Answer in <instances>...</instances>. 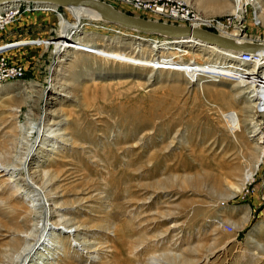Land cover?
<instances>
[{
	"label": "rangeland",
	"instance_id": "374dc122",
	"mask_svg": "<svg viewBox=\"0 0 264 264\" xmlns=\"http://www.w3.org/2000/svg\"><path fill=\"white\" fill-rule=\"evenodd\" d=\"M103 1L159 21L155 4L171 2ZM177 1L205 15L238 13L236 0ZM255 1L261 23L248 6L225 36L264 41V0ZM43 7L24 5L0 32V49L26 67L0 86V264H20L24 236L40 231L45 210L28 178L64 228L29 264H264V110L245 79L258 71L193 42L184 60L236 65L230 80L194 82L187 65L156 69V57L172 53L154 47L157 35L96 20L84 19L66 45L60 16L75 17ZM45 112L54 116L41 127ZM52 119L62 135L44 143Z\"/></svg>",
	"mask_w": 264,
	"mask_h": 264
},
{
	"label": "built area",
	"instance_id": "2783aa9c",
	"mask_svg": "<svg viewBox=\"0 0 264 264\" xmlns=\"http://www.w3.org/2000/svg\"><path fill=\"white\" fill-rule=\"evenodd\" d=\"M245 1L247 2L245 3L244 10H240L238 13L234 14L229 13L218 16L205 15L177 0H171V2H158L155 4L153 11L155 12L156 10L161 9L160 12L155 13L162 18V21L176 25L201 28L225 35L224 31L230 32V28L235 25L236 19L241 18L248 13V6H251L252 8V19L254 23L256 25L261 23L259 18L261 16V6L258 3L254 4L255 0ZM24 5H27L29 9H35L36 7L33 3L28 4L24 1L19 3V5L14 4L8 8L0 6V32L14 17L19 15ZM155 40L158 43H154V47L156 45H160L161 51L172 50L170 55L156 57V60H158V67H156V69L183 71L182 67L187 65V71L184 70V72H186L189 78L194 82L203 79L208 81H222L225 79L230 80L231 74L229 70L236 67L235 64L229 62L197 61L192 59L189 61L184 60L181 56L187 54V48L196 46L190 38H185L183 41H179L177 39H165L163 36L157 35ZM155 50L158 51L157 47ZM225 55H227L229 60L235 59L242 63L245 66L241 65V67H244L243 72L253 68L258 71V76L245 74V79L246 84L252 91V97L256 101L255 104H259L261 106V110H264V53L240 51L237 54L227 53ZM25 73L26 67L24 64L11 61L5 52V49H0V86L8 81L23 79ZM223 116L230 128L229 122L231 121L228 120L226 115L223 114ZM238 130L236 128L231 129L232 132H237Z\"/></svg>",
	"mask_w": 264,
	"mask_h": 264
},
{
	"label": "bare ground",
	"instance_id": "6f19581e",
	"mask_svg": "<svg viewBox=\"0 0 264 264\" xmlns=\"http://www.w3.org/2000/svg\"><path fill=\"white\" fill-rule=\"evenodd\" d=\"M27 2L28 4L29 3H33L34 5H41V6H45L43 8H38V10H42L43 13L45 12L46 14H52V13H56V8H58L59 6L56 5V4H51V3H46V2H35V1H32V0H13V1H9V2H4L2 4H0L1 7L5 8V7H9V6H13L14 4H17L19 5V3H22V2ZM249 1V0H248ZM237 2V6H236V9L235 11L239 12L240 10H244V6H245V3L247 1L245 0H236ZM66 8H68L70 10V12L73 14V16L75 17V22L72 23L70 21H67L65 20L62 16H60V41L63 42L65 41L66 39H68V42L65 43L66 45L70 44L69 43V38L73 35H76V33L81 30L82 28V25H83V20L84 19H88V20H91V21H100V22H105V23H111V24H115V25H118L122 28H125V29H128V30H131V31H135V32H139V33H142V34H153V35H160V36H163V37H166L168 39H177L179 41H183L185 38L188 39H192L193 42H198V43H201V44H205L207 46H210V47H214V48H217L219 50H222V51H232V52H235V53H239L240 51H236V50H232V49H227V48H223V47H220V46H217V45H214V44H211L203 39H200V38H196V37H169V36H166V35H163V34H156V33H145V32H140L138 30H135V29H131V28H127V27H124L118 23H115V22H111V21H108V20H103L101 19L100 17V14H99V11L87 4H84V3H81V2H77V3H71V4H67L65 5ZM161 9H158L157 11H159ZM156 12V11H155ZM71 14V15H72ZM137 19H140V18H137ZM224 33H228V32H225ZM233 35V34H232ZM231 38L235 39L236 41L238 42H242V43H245L246 41H244V37H242L241 35H239V33L233 35ZM154 42V41H153ZM157 42V41H156ZM259 53H264V50H259L257 51ZM234 68H231L230 70H232ZM54 71V69H51V72ZM53 81H51L52 83ZM53 85V83H52ZM259 104H257V107H258ZM50 116H54L53 114H51L50 112H45L44 114H42V117L40 119L41 121V127L43 126V122L46 120V119H50L49 117ZM234 116V114H233ZM228 117V120L231 119V116L230 115H227ZM230 121V120H229ZM232 123V121H231ZM49 124V123H48ZM47 124V134L44 135V140H42V142L45 143L46 140H48L49 142L51 141V139H57V137L59 138L62 133H59L57 134V125L59 124V122H55L53 119L51 120V123L50 125ZM261 123H258L257 126H260ZM56 127V129H55ZM34 129V130H33ZM39 127L37 126H34V127H31V135L33 134H37L39 133ZM260 129L259 128H255V132H258ZM261 142V141H260ZM35 145H31L29 146L28 145V148H27V152H26V156H29V154L32 152V150L35 148L34 147ZM26 163L25 161L22 163V170H24V173L26 175V177H28L29 175V169H26ZM4 170H6L7 172L10 171V170H14L16 171V167L13 168V169H10L9 167H6ZM27 182H28V185L34 189L35 191V194L33 195V204L35 207H44V210H45V213H44V216L41 215V223H37L35 226L36 228H39V232L37 234H35L34 230H32V232H30L27 236H24L27 240V245L21 249V251L18 253L17 255V258H19L21 260V263L20 264H29V262H31L36 253H38L39 251V248H44V249H48L47 246L48 245V240L49 239H52L53 242L57 243V239L58 237H55L56 235V231H62L64 230V228L60 227V223H55V222H52L51 221V209H49L48 207V200L45 199V195L43 193L42 190H40L31 180H29V178L27 179ZM68 226L67 224L65 225V227ZM68 233H71L72 231H67ZM75 236V239H74V244L77 245L78 243V240H77V235H76V231L74 233ZM59 242V241H58ZM50 244V243H49ZM60 247V246H59ZM53 248V245L52 247ZM52 250V249H51ZM41 251V250H40ZM49 251V249H48ZM40 255V254H39ZM94 258V257H92Z\"/></svg>",
	"mask_w": 264,
	"mask_h": 264
},
{
	"label": "water",
	"instance_id": "95a60500",
	"mask_svg": "<svg viewBox=\"0 0 264 264\" xmlns=\"http://www.w3.org/2000/svg\"><path fill=\"white\" fill-rule=\"evenodd\" d=\"M13 0H0V4ZM35 2H46L65 6L71 3L81 2L99 11L103 20L118 23L124 27L138 30L145 33L163 34L169 37H196L203 39L211 44L243 52H257L264 50V41L238 42L231 37L221 35L209 30L194 28L186 25H176L159 20H145L131 17L115 8L112 4L103 0H32Z\"/></svg>",
	"mask_w": 264,
	"mask_h": 264
}]
</instances>
